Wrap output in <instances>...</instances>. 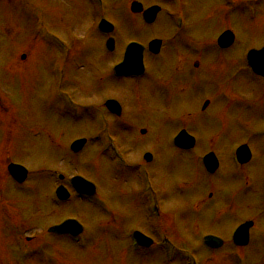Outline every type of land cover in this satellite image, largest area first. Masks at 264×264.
Listing matches in <instances>:
<instances>
[{"label":"rangeland","instance_id":"rangeland-1","mask_svg":"<svg viewBox=\"0 0 264 264\" xmlns=\"http://www.w3.org/2000/svg\"><path fill=\"white\" fill-rule=\"evenodd\" d=\"M91 1L0 0V264H232L229 259L233 251L231 245L217 252H207L200 245V237L209 233L229 236L238 223L254 221L252 240L259 242L257 232L264 226L260 212L264 203V157L259 150L255 151L253 163L257 166L250 172L251 188L244 189L238 183L240 188L235 193L214 194L209 198L200 185H194V182L207 185L198 172L202 157L213 151L220 157L222 165H229L228 172L232 174L235 167L230 161L237 143L248 141L254 148L256 141L248 135L240 136L237 124L232 120L228 122L227 117L225 123H228L224 124L220 116L199 128L190 120L188 126L196 139L195 150L185 154L171 151L169 134L176 124L169 99L174 98V94H171L170 84L160 82L165 81L162 76L165 70L171 73V66L178 60L179 69L176 79L170 81L171 88L176 86L179 95L186 88H193L194 81L187 76L186 69L182 70V65L185 61L191 65L201 59L184 50L187 38L190 35L195 41L209 43L208 25L215 29V33L210 34L214 35L209 38L212 41L240 15L243 19L251 15V0H240L236 5L225 0V8L220 4L219 10L211 7L209 0H186L187 20L179 28L177 24L172 26L166 16L171 10L166 0H104L107 5L101 8L104 13L100 17L97 14L102 12L97 10L96 0ZM135 1L143 8L150 5L162 8L152 26L145 27L140 15L130 11L131 3ZM208 10L212 14L210 18L207 17ZM257 14L258 18L264 17V3L259 5ZM101 17L114 25L110 35L115 40L112 52L105 49L106 38L97 29ZM237 24L233 23V26L237 27ZM153 39H160L164 46L157 62L156 57L145 54L149 57L148 68L154 74L149 72L141 82L114 80L111 70L122 60L126 45L133 41L146 47ZM47 41L51 42L45 43ZM61 41L65 46L60 51L57 48ZM249 41L248 36L246 42ZM206 45L208 53L211 47ZM227 56L234 59L231 52ZM200 71L199 75L205 77L203 92L206 94L220 87L227 78L224 72L221 73L216 56L207 57L205 69L197 72ZM62 90L65 92L61 94ZM232 93L235 95V91ZM187 98H191L194 105L200 101L195 93ZM207 98L219 105L218 91ZM65 99L75 103L71 106L73 109L76 106V110L83 108L80 119L69 113ZM108 99L121 101L126 106L127 119L124 114L123 121L122 118L109 119L114 144L122 155L124 153L126 164L137 165L144 153L152 152L155 162L151 165L158 168L157 182L169 174L164 165H179L176 173L179 187L172 186L176 182L172 173L166 179L169 182L171 178L167 183L171 185L165 191L169 197L165 206L176 209L173 220L178 223L175 227L181 234L179 241L190 250H175L173 261L156 248L139 257L133 254V249L127 248L125 232L132 226L153 235L161 229L154 228L150 219L141 213L136 201L139 195L134 194L138 186L135 172L119 175L122 170L107 158L112 156V151L105 153L99 146L105 134L95 137L100 132L95 112L97 109L104 112L102 105ZM90 108L96 109L93 119L92 113H88ZM194 122H197L195 117ZM255 127L258 128V124ZM206 128L212 130L210 134L207 132L208 136ZM142 129L146 131L145 136L140 135ZM81 138L87 139L85 148L77 155H71L70 143ZM10 163L23 165L30 171L24 189H16L11 184L7 173ZM190 165L197 168L193 170L194 174ZM61 171L92 181L101 196L105 195L103 197L115 214L113 219L101 205L98 210L91 203L87 205L76 199L64 204L56 201L53 187L58 185L56 173ZM197 200L201 205L194 207ZM215 207L218 214L213 213ZM195 208L196 211H191ZM66 218H73L84 226L86 232L81 248L70 240L47 234V228ZM164 219L171 220V217L168 215ZM27 237L29 241H26ZM193 251L197 254L196 262L190 256ZM236 253L234 261L241 260ZM177 254L181 260L175 259ZM243 254L248 264H264V246L250 245Z\"/></svg>","mask_w":264,"mask_h":264},{"label":"flooded vegetation","instance_id":"flooded-vegetation-1","mask_svg":"<svg viewBox=\"0 0 264 264\" xmlns=\"http://www.w3.org/2000/svg\"><path fill=\"white\" fill-rule=\"evenodd\" d=\"M216 2L217 1L214 0V4H216ZM215 9H219V7H216ZM209 11L210 10L207 11L208 18L211 17ZM258 16L259 14L250 19H243L242 17H240L239 19H237L238 21H232L230 27L222 29L217 36H219L225 30H230L233 32V41L225 49L218 48L216 46V43L214 42V39H212V41L211 39H209L211 36H214L210 34L215 33V29L209 27V25L206 28L207 30L208 28L210 29V32L207 35L209 43L206 42L203 45L204 47H207L206 44H208V46L212 48L210 52L206 53L207 51H196L195 39L194 37L189 35V38H187L189 41L188 49H186L185 51L190 54V56H199L201 59V61H196V63L193 62L191 65H189L190 63H188V61H185L182 65V70L186 69L187 76H191V79H193L194 81L192 82L193 88H186V91L181 92V95H179V92L177 93V90H175L176 86L174 88H171L173 84L170 83V81L173 80V78L176 79L177 71L179 69L176 65V62H178V60H175L174 64L171 66V73L165 70V72L162 74L163 79L165 81H161L160 83L164 84V82H167L168 84H170V89L173 91V93L171 94H174V98L169 99V101H172L170 102L172 103L171 106H173V123L176 124V128L173 129L172 132L169 134L171 135V137L176 136L181 130H185L190 135H192L189 130L191 126H188L190 120H192L191 124L195 123V126L199 128L208 124L209 121H213L214 118H219L221 116V120L224 124H227L230 120L234 121L237 124V133L240 134V136L248 135L249 137H251L252 140L256 141L254 143V148L253 145L248 141L237 143L233 152H235L239 148L246 146L250 152V160L243 165H238L231 161V163L234 164L233 166L235 167L232 169L234 171V173L232 174H230L231 171L228 172V170H230L229 165H222L221 159H219V165H217L216 169L212 173L208 172L204 165H199L200 169H198V172L200 173L202 179L207 185L195 182L194 185H200L202 187V191L204 193H208L209 198H212L214 194L226 195L227 193H235V190L240 188V186L237 187L238 183L239 185L241 183L244 186V189L251 188L252 179H250V172L254 170L257 166L255 165V163H253L255 159V151L259 150L262 153V156L264 157V76L258 75L253 72L252 68L248 65L246 61L247 53L252 50L263 52L262 55L264 56V17L258 18ZM233 23H238L237 27L233 26ZM242 31H244V34H241ZM242 35L244 36V38L241 37ZM248 36L250 37V41L246 42ZM162 50L163 48L161 49V52ZM229 52L233 54V60L229 59V57L227 56ZM215 56L218 58V62H220L221 64V73L224 72L227 75V78L224 80L223 83H220V87H218L217 89L214 88L213 91H211L209 94H206L203 92L205 88L203 85V79L205 77H201L199 75L201 71H197L205 69L207 57L208 59H211L212 57L215 58ZM158 58L156 62L158 61ZM255 62H257L256 65L260 69L259 71H262L264 73V57L260 58V60L256 59ZM232 90L235 91V95H233ZM216 91H218L220 99L218 106H216L215 103H211L210 98H207V96H210V94L212 95V93H215ZM193 92L200 99V101L197 102L196 105H194L191 98H187L189 94H194ZM201 101L202 104H200ZM168 103L169 102L167 101L166 106L169 105ZM125 108L126 106L122 109L123 112H125ZM218 109H220V111H218ZM124 117L127 118L125 113ZM194 117L197 119V122H194ZM209 117H212V119H209ZM226 117L229 119L227 123H225ZM175 118H177V120H175ZM200 122L201 126H198ZM256 124H258V128L255 127ZM206 129L207 130L205 131V134L206 136H208L207 132H209L210 134L212 133V130H208V128ZM207 148H210L209 145H207ZM210 152L212 151H209L207 153ZM164 166L165 168H167L169 174L172 173L171 176H174V179L176 181L173 183L172 186L178 188L179 183L178 178H176V173L179 165ZM190 166L193 168L191 172L197 169L194 168V165ZM142 167L143 168L140 169H144L151 180V184H149V190L151 189L153 193L156 194L160 213L159 227L161 229V234L170 238L175 245L182 244L179 238L181 234L179 230H176L177 227H175L178 225V223L173 220V218L175 219V214L177 213V211L175 208H172L171 205L165 206V200L167 201V203L169 201V197L167 198V195L165 193L166 189L169 188V186L171 185L167 184L170 182L171 178L169 182L168 180L166 181L169 174L166 177H162L161 179L159 178L160 182H157V179L155 178L158 174V172L156 171V169H158L157 165H142ZM227 172L229 173L228 175ZM192 173L194 174V171ZM138 191H140V199H138V201L136 199V201L138 202L141 212H144L145 200L143 199L142 187H139L134 191L135 196L138 195ZM200 194L201 192L198 193V196ZM261 202L263 203V201ZM195 203H197V205ZM195 203L194 207H199L201 205V203L199 204V200H197ZM261 207V217L264 218V203ZM192 210L196 211V208L191 209V211ZM213 210V213L215 212V214H218L219 210L217 209V207H215ZM168 215L169 217H171V220L164 219L166 216L168 217ZM244 222H240L236 226H234L229 232V236H220L213 233H209L204 236L214 235L223 239V248L227 245L233 246V243L231 241L232 234L234 230ZM253 229L250 231L251 239L249 241V245L258 244L259 247L264 246V226L257 232V234L260 235V239L259 242L256 243L252 240ZM224 231H226L225 228Z\"/></svg>","mask_w":264,"mask_h":264},{"label":"water","instance_id":"water-1","mask_svg":"<svg viewBox=\"0 0 264 264\" xmlns=\"http://www.w3.org/2000/svg\"><path fill=\"white\" fill-rule=\"evenodd\" d=\"M131 10L135 13L140 12L141 7L137 3H133L131 6ZM157 9H151L144 13L145 19L147 22H151L154 18V15L156 13ZM103 25V24H102ZM108 28L109 31L112 30V27L110 25H103ZM223 39V38H221ZM112 40H109L107 43L108 49L112 50ZM150 47L152 48L153 53H157L159 50V42L154 41L150 44ZM142 72V47L137 44H130L126 52L124 54L123 62L115 67L114 73L117 76H123V75H130V74H140ZM143 133V132H142ZM84 141H80L78 143H75L74 146H78V149L81 148ZM176 143L179 144L181 147L184 148H190L192 147V138L187 137L186 134H181L176 138ZM208 161L215 162L214 158L211 156H208L206 158ZM8 171L11 175H14L13 173H17L18 171H23L20 167L11 165L8 167ZM75 183V186L79 189L86 190L84 192L93 191L92 186H89V184L79 178H75L72 181ZM251 226V223H247L243 226H241L234 235L235 242H238L239 244H245L247 241V232L249 227ZM50 232L56 233V234H72L76 235L80 233V228H78V225L74 221H66L62 225L54 227L49 230ZM241 240L243 242H241ZM206 243L208 242H218L219 240L213 237L206 238ZM218 245H214V247H218Z\"/></svg>","mask_w":264,"mask_h":264}]
</instances>
